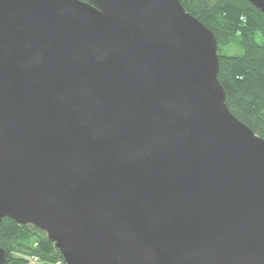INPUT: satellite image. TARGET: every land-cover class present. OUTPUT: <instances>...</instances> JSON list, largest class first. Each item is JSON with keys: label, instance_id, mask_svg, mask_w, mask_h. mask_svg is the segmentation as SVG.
I'll list each match as a JSON object with an SVG mask.
<instances>
[{"label": "water", "instance_id": "water-1", "mask_svg": "<svg viewBox=\"0 0 264 264\" xmlns=\"http://www.w3.org/2000/svg\"><path fill=\"white\" fill-rule=\"evenodd\" d=\"M217 47L179 0H0V222L66 264H264V139Z\"/></svg>", "mask_w": 264, "mask_h": 264}, {"label": "trees", "instance_id": "trees-1", "mask_svg": "<svg viewBox=\"0 0 264 264\" xmlns=\"http://www.w3.org/2000/svg\"><path fill=\"white\" fill-rule=\"evenodd\" d=\"M217 40L219 83L230 112L264 139V15L245 0H179ZM6 264H66L45 233L10 218L0 222Z\"/></svg>", "mask_w": 264, "mask_h": 264}, {"label": "rangeland", "instance_id": "rangeland-1", "mask_svg": "<svg viewBox=\"0 0 264 264\" xmlns=\"http://www.w3.org/2000/svg\"><path fill=\"white\" fill-rule=\"evenodd\" d=\"M32 264H39V262H35V260L32 261Z\"/></svg>", "mask_w": 264, "mask_h": 264}]
</instances>
